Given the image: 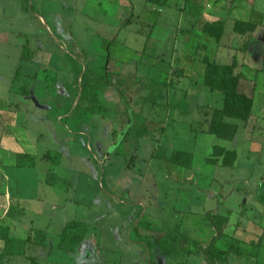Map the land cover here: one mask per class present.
Instances as JSON below:
<instances>
[{
    "label": "rangeland",
    "instance_id": "obj_1",
    "mask_svg": "<svg viewBox=\"0 0 264 264\" xmlns=\"http://www.w3.org/2000/svg\"><path fill=\"white\" fill-rule=\"evenodd\" d=\"M172 2L179 8H159L156 20L165 41L147 43L145 49L148 33L142 8L146 0H129L131 11L134 5L142 9L134 31L118 28L121 15L115 11L119 9L127 18L129 9L126 4L117 5L116 0H0V98L23 112L18 128L11 129L21 142L16 159L17 152L26 151L28 141L36 149L37 164L8 167L6 161L0 176L8 175L12 189L16 186L21 191L25 222L34 219V225L47 227L46 219L35 218L40 210L53 219L48 230L49 245L54 246L51 264H151L149 252L135 231L143 217L155 229L140 232L153 242L156 263L207 264L209 260L212 264H264V117L253 118L233 141L203 132L209 115L224 104L223 93L202 85L205 47L215 41L202 33L201 26L212 19L219 3ZM243 3L238 0V6ZM65 7L67 15L61 12ZM239 14L236 8L223 17L233 22ZM133 15L135 12L130 20ZM9 31L32 37V61L22 60L21 42L2 40L3 33ZM188 31L195 33L192 44L176 42L184 40ZM262 32L256 33L252 42L264 52V40L258 39ZM118 37L124 38L127 46H118ZM238 38L239 34L229 28L224 41L236 45ZM108 47L111 60L118 57L109 65L112 83L117 87L123 78H133L131 102L136 110L145 111L123 129L124 108L100 67ZM234 54L227 50L214 58L231 63ZM163 56L169 64L162 63L167 60ZM20 66V77L13 81ZM44 69L58 76L53 90L48 88ZM23 86L31 90L32 98L31 92L21 94ZM260 89H264L262 83ZM78 102L94 109L91 119L89 111L75 110ZM145 115L167 129L161 144L153 135H134ZM130 117L133 120L132 114ZM131 124L134 127L129 133ZM246 139L257 143L250 150L251 159L242 153L233 168L210 162L213 145L241 149ZM48 150L62 153L60 165L44 158ZM179 150L192 152L193 161L169 168L160 156L170 158ZM178 157L182 163L187 161L185 155ZM40 200L45 201V208ZM209 210L219 213L217 222L225 236L218 245L230 250L226 260L222 256L205 259L199 255V244L194 243L206 246L216 235L206 216ZM73 220L88 223L87 243L91 244V239L97 242L89 256L77 248L71 253L58 248L60 232ZM172 231L180 236L179 246L167 250L156 237ZM261 236L258 250L252 242H259ZM184 247L195 249V254L187 256ZM30 254L32 259L38 258L37 251ZM29 263L31 260L23 259L19 264Z\"/></svg>",
    "mask_w": 264,
    "mask_h": 264
},
{
    "label": "trees",
    "instance_id": "obj_2",
    "mask_svg": "<svg viewBox=\"0 0 264 264\" xmlns=\"http://www.w3.org/2000/svg\"><path fill=\"white\" fill-rule=\"evenodd\" d=\"M148 3L155 5H166L168 0H147ZM233 1H230L232 4ZM130 17L126 20V23L129 21ZM125 23V24H126ZM264 24V14L254 10L252 12L251 18L248 21L245 20H236L234 24V31L240 35H250L257 31V29ZM226 22L223 19L213 21V22H204L201 26L202 33L215 41L216 44H220L221 39L224 35ZM19 38L22 41L18 40ZM149 39V37H148ZM7 43L14 44L21 42L22 46V60L32 61L34 58V51L32 50L33 39L30 35L20 33L7 34L3 38ZM206 54L203 56L202 61L204 63V76L202 78V85L209 88L212 91H218L224 94V104L221 108H215L211 117L209 129L207 133L216 135L220 139L233 141L239 131L240 125L237 121L248 122L254 117V104H255V91L256 84L251 83L247 75L242 72H236L238 68V61L236 56L232 58L230 64H221L218 63L207 51L208 47L206 46ZM21 66L16 72L15 79L20 77ZM103 75L108 82V85L112 87L115 86L111 79L110 73L107 71V66L103 64ZM44 76L48 83V88L53 90L58 84V76L56 72L46 69L44 70ZM136 78V77H135ZM137 79V78H136ZM133 78L128 81L127 77L123 78L120 81V84L117 87H114L115 90V99L118 103L124 108L125 114H127L129 121L133 123L136 121V117L141 115V112H136L133 103L131 102V91L133 90ZM97 88V87H96ZM24 92V93H23ZM28 91L25 86L22 87L21 93L28 94ZM97 94L100 95L99 89ZM128 94L130 95L128 97ZM81 109L82 113L84 111H89V119H91V114L94 113L93 108H88V106H81L78 104L75 107L76 109ZM79 111V113H81ZM133 115V120L130 115ZM79 118V117H77ZM226 118L232 119V121H227ZM0 119V123H1ZM131 124L127 131L129 133L133 129ZM166 128L161 126L160 121L146 119L141 125L140 128L135 132L137 138H142L145 136H152L161 144L162 138L166 132ZM155 132L159 134L156 135ZM204 132V131H203ZM161 145H158V147ZM178 155L187 156V161L182 163ZM62 153L55 150H48L44 155V158L47 161L52 162L55 165H60ZM170 168L174 165H188L194 159V154L192 152L179 150L176 154H173L170 158L162 155L160 156ZM210 162L219 163L222 167L233 168L236 165L238 160V153L235 149H228L221 145H213ZM212 160V161H211ZM17 166L18 167H35L36 166V156L27 151L17 152ZM56 176H54V179ZM51 183V182H50ZM222 200L219 199L218 204L221 205ZM206 216L212 226L216 231V235L213 236L211 241L207 246H201L198 241L195 240V244H199L201 247L200 254L205 259L209 257H220L222 256L223 260H226L230 250L222 249L218 246V242L223 239L225 232L222 227L219 226L217 222V217L219 213L214 210H209L206 212ZM140 229H148L149 231H154L152 224L146 220L144 217L136 224L135 231L137 239L140 243H143L150 257L151 264H159L155 262V255L152 253L153 242L147 241L140 232ZM89 225L83 221L73 220L66 224L64 229L60 234V241L58 248L62 251L73 252L75 249L80 246L88 233ZM0 239L5 243L4 249L0 251V264H3V260L7 256L19 255L24 252V249L28 243H34L40 247H44L47 244L46 233L41 229H31V233L27 236L25 240L15 237L11 233L10 227H0ZM187 239V238H185ZM156 240L160 243L162 247L167 250H175L179 246L180 236L177 232H167L165 235H158ZM263 237L261 236L259 242H252L256 249H260L262 246ZM184 254L187 256H192L195 254L196 250L188 247H184ZM31 264H37L35 259L29 257ZM207 264H212L207 260Z\"/></svg>",
    "mask_w": 264,
    "mask_h": 264
},
{
    "label": "crops",
    "instance_id": "obj_3",
    "mask_svg": "<svg viewBox=\"0 0 264 264\" xmlns=\"http://www.w3.org/2000/svg\"><path fill=\"white\" fill-rule=\"evenodd\" d=\"M230 1H233V3L230 4ZM243 1L245 3H243L242 6H238V0H216V2L219 3V4H215L216 6L214 5L215 7H217L216 8L217 11L214 15H212L213 16L212 19L209 18L207 21L213 22V21H217L220 19L225 20L226 22L225 31H224V35L221 39L220 44H216L214 42L209 43L207 51L213 58L214 56L215 57L218 56V54L222 55V53L226 52L227 50H233V52H235L233 57L236 56L237 61H238V68L236 72L244 73L245 75L248 76L251 83L256 84V91L254 95L255 104H254V109H253L254 111L253 118L261 119L264 117V89L263 90L260 89V83H262L264 86V52H261L259 48L260 46L256 42L253 43L252 40L256 38V33H259V31L261 30L263 32L262 34L258 35V39L264 40V24L263 26L259 27L257 31L254 32L253 34H250V35H240L239 34L240 38H238V42H236V45H229L228 43L224 41V36H225L226 31H228L229 28H233L234 30V24L236 20H245V21L250 20L252 12L254 10L259 11L264 14V0H243ZM116 3L120 7L126 4L127 9H129V11L126 10L127 18H125V16L123 18L124 13L119 11V9L115 11L116 15H121L120 20L118 22V28H120V30L122 31H134V27L135 25H137L136 20L138 19L136 18H138L139 16V11L144 9L145 13L142 15V20L144 21L145 33H148L145 49L147 47V43L152 44L155 40L159 42L165 41L163 34L160 36L161 32L158 30L160 23L156 21L157 16L160 13L159 8L166 7V6H169V7L174 6V7L179 8L180 6V5L176 6L172 2V0H168L166 5H155V4H151L147 2L146 4L143 5L142 9L137 8L134 5L133 10L131 11L132 5H130L129 0H116ZM182 7L183 6H181L180 8L182 9ZM236 8H237V11H239L240 13L239 14L240 17L234 19L233 22L232 21L228 22V20L225 19L223 15L225 14V12L229 10H234ZM63 10L64 11H61V12H64V14L67 15L66 7ZM130 12L131 13L135 12V15H133L132 19L131 20L129 19L130 21L126 23L125 20H127L129 16L131 15ZM113 13L114 12H111V14ZM111 14H108V15H111ZM128 14L130 15L128 16ZM183 14H185V11ZM68 20L70 23L73 22L72 18L70 19L68 18ZM124 24L125 26L123 27ZM150 26H152V28ZM171 31L172 30L170 29V32ZM170 32H167V33H170ZM12 33H17V32H10V31L4 32L2 35V40L5 37V35L12 34ZM194 35L195 33H192L191 31V34H190V31H188L186 34L187 39L185 38L182 41L177 40L176 42H182V43L185 42L184 46L187 44H192V38L194 37ZM169 39L170 38L168 34V40ZM171 42L172 41L170 40V43ZM116 44L118 46H122V45L124 47L127 46L126 41H124V38H119V37L116 41ZM168 45L170 44L168 43L167 45H164V46H166L167 48ZM148 55H149V58H152L151 60L153 62L156 61V59L154 58L152 54H148ZM162 59L166 60L167 58L166 56H163ZM214 59L216 60V58ZM162 63L169 64V59H167L166 61H162ZM221 64H230V63H221ZM156 69L157 67L154 69V71ZM13 81H17V79H15L14 77ZM32 95L33 93L31 92L29 96L32 98L33 97ZM17 108H18L17 106L16 108L14 106H10V104H7L6 100H4L3 98H0V119L2 121L0 123V170L2 167H4V164L6 163V161H9L7 162L8 164H6L8 167H18L17 159H16V150H17V145L21 142H20V138L16 136V133L11 131V129L15 130L16 128H18L20 116H22V113H23L21 109L19 110ZM212 114L209 115L210 121H211ZM252 119L248 121L247 123L243 121H237V123L240 125L238 132L243 133L244 131H246V128L249 126ZM226 120L232 121V119L230 118H226ZM210 121L203 128L204 132H206L209 129ZM245 141H246L245 145L241 146V149L239 148L240 150L235 148V150L238 153V160L236 164L239 163V161L241 160L242 153L246 154L247 160L251 159L252 152H250V150H252L253 145L257 144L256 142H253L249 139H246ZM22 144L24 145L23 142ZM24 149L27 152L32 153V154H35L36 152L35 147L28 141H27V144L24 145ZM2 177L0 176V227H10L11 233L15 237L20 238L22 240H25L27 238V236L31 233L32 228L41 229L46 233V239H47V244L44 247H40L34 243H28L22 254L5 257L3 260V264H19L20 261L23 259L29 260V257L32 256L30 253L33 251H37L36 257L38 258H36V261L38 262V264H51L52 263L51 254L52 252H54V246L52 244L49 245V236H48L49 231L48 230L50 227L49 225L52 223L53 219L47 216V213L45 211L40 210V212H35L36 213L35 218L42 216L44 219H46L45 222H47L48 224L47 227L39 228L37 225H34L35 223L34 219H31L30 220L31 222L26 219L28 223L25 222L24 220L25 218L23 217V205H22L23 197L21 195V191L16 186L12 189V186L10 185L12 179L8 177V175L3 174ZM52 189H53V186H52ZM40 203L45 208V205H46L45 201L40 200ZM61 204L63 205L64 203L62 202ZM87 242H88V238L86 237L84 242L80 246L77 247V250L78 251L81 250L82 252L86 251V253L88 254L87 256H89L92 253H94L96 249L95 245L97 244V242L94 239H91V244H88ZM4 246H5L4 241L0 239V251L4 249ZM64 253H71V252L64 251ZM53 264H55V262ZM61 264H64V263H61Z\"/></svg>",
    "mask_w": 264,
    "mask_h": 264
},
{
    "label": "flooded vegetation",
    "instance_id": "obj_4",
    "mask_svg": "<svg viewBox=\"0 0 264 264\" xmlns=\"http://www.w3.org/2000/svg\"><path fill=\"white\" fill-rule=\"evenodd\" d=\"M110 54H111V53H110V47H108V48H107V55L105 56V61H104L103 64L107 66V71H108L109 73H110V71H109V65H110V64H113V63H115V62L118 61L116 58H115V59L113 58V60H111V58H110ZM33 59H34V58H33ZM103 64L100 66L102 69H103ZM97 67H99V65H98ZM44 70H46V69H44ZM111 87H112V86H111ZM113 87H115V86H113ZM114 92H115V90H114ZM21 94H22V93H21ZM129 96H130V95L128 94V97H129ZM114 97H115V93H114ZM133 104H134V102H133ZM37 106L40 107V108H46V109L49 108V106H39V105H37ZM135 110H136V109H135ZM136 112H138V113L141 112V114H143V112L145 113V111L142 112L141 110H140V111L136 110ZM124 113H125V110H124ZM125 116H126V120H125V122H124V123L122 124V126H121L122 129L125 127V125H126L127 123H128V124L131 123V122L129 121V118H128L127 114H125ZM145 116H146V117L144 118V121H145L146 119H150L147 115H145ZM152 120H153V119H152ZM144 121H143V122H144ZM121 128H120V129H121ZM134 135H135V133H134ZM214 236H215V235H214ZM212 238H213V237H212ZM212 238H211V239H212ZM210 241H211V240H210ZM220 241H221V240H220ZM220 241H219V242H220ZM219 242H218V243H219ZM208 244H209V243H208ZM208 244H207V245H208ZM207 245H206V246H207ZM218 246H219V245H218Z\"/></svg>",
    "mask_w": 264,
    "mask_h": 264
}]
</instances>
